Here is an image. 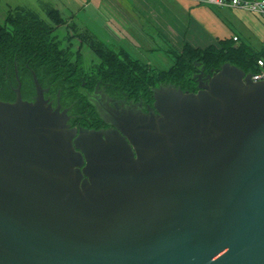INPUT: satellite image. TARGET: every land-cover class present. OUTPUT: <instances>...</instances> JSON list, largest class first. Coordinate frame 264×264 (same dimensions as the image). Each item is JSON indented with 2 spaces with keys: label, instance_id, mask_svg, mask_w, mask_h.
<instances>
[{
  "label": "water",
  "instance_id": "obj_1",
  "mask_svg": "<svg viewBox=\"0 0 264 264\" xmlns=\"http://www.w3.org/2000/svg\"><path fill=\"white\" fill-rule=\"evenodd\" d=\"M33 79L0 101V264H264V81L160 86L103 138Z\"/></svg>",
  "mask_w": 264,
  "mask_h": 264
},
{
  "label": "trees",
  "instance_id": "obj_2",
  "mask_svg": "<svg viewBox=\"0 0 264 264\" xmlns=\"http://www.w3.org/2000/svg\"><path fill=\"white\" fill-rule=\"evenodd\" d=\"M43 9L51 24L18 7L8 10L0 23V101L14 102L19 84L22 100L32 102L36 96L34 76L48 95L52 98L59 95L60 104L70 107L72 115L85 129L104 125L88 99L96 84L104 86L111 97L152 105L153 91L162 85L195 93L197 87L193 86V80L197 67L208 75L227 63L245 75H253L259 71L257 61H264V48L256 50L238 42L237 38L236 42L219 41L218 47L204 49L184 44L179 52L170 51L172 66L158 70L86 34L81 39L99 61L91 71H85L80 54L77 52L74 57L52 34L56 26L64 23L58 10L48 5Z\"/></svg>",
  "mask_w": 264,
  "mask_h": 264
},
{
  "label": "crops",
  "instance_id": "obj_3",
  "mask_svg": "<svg viewBox=\"0 0 264 264\" xmlns=\"http://www.w3.org/2000/svg\"><path fill=\"white\" fill-rule=\"evenodd\" d=\"M91 1L93 0L84 3V7L91 5ZM94 1L93 4L102 9L108 21L105 29L111 40L113 39L112 42L115 41L119 50L140 62L142 61L139 58L131 55V50H127L137 47L129 46L131 48L126 49L120 47L119 43L131 45L132 42L133 45L137 43L141 47L143 44L145 46L142 49L145 51H161L173 59L170 51L174 49L179 52L184 44L204 49L209 46L218 47L219 41L233 37H237L238 42L245 43L234 33L236 24H247L259 32V37H264V22L240 10L212 8L191 0ZM130 34L135 35L136 40L129 37ZM88 99L92 101L90 95Z\"/></svg>",
  "mask_w": 264,
  "mask_h": 264
},
{
  "label": "rangeland",
  "instance_id": "obj_4",
  "mask_svg": "<svg viewBox=\"0 0 264 264\" xmlns=\"http://www.w3.org/2000/svg\"><path fill=\"white\" fill-rule=\"evenodd\" d=\"M87 1L88 0H0V23L4 21L8 10H13L18 7L33 12L40 19L51 24V21L43 8L45 5H48L50 8L52 7L58 10L64 23L55 27L52 33L53 36H55L60 46L62 48L67 47L74 54V57H76L75 54L78 52L80 54L82 68L85 71H91L99 60L87 43L82 41L81 37L83 35L90 34L110 49H119L114 43L115 41L112 42L113 39L111 40L105 29L108 21L105 18L102 9L93 4L95 2L94 0L91 1V5L84 7V3ZM107 2H109V0H107ZM245 14L254 16L261 20L260 22H264V19L256 15L247 12ZM255 27L257 28V26ZM248 31L253 34L250 35ZM234 33L240 37V40L249 44L251 47L255 49H260L261 47L264 48V37H259V32L256 29L248 27L247 24L242 26H237L236 24L234 27ZM134 36L130 34L129 37L134 38ZM130 44L131 45H125L120 42L119 46L126 49L131 48L129 46L137 47L127 50H131L130 52L133 57L139 58L144 63L148 62V65L154 69L167 70L173 62V59H171L166 53L151 50L145 51L142 49L145 46L143 44L142 47L137 43L133 45L131 42Z\"/></svg>",
  "mask_w": 264,
  "mask_h": 264
},
{
  "label": "flooded vegetation",
  "instance_id": "obj_5",
  "mask_svg": "<svg viewBox=\"0 0 264 264\" xmlns=\"http://www.w3.org/2000/svg\"><path fill=\"white\" fill-rule=\"evenodd\" d=\"M196 73L193 80V86L196 88L197 84L200 82L205 81V77L207 76L206 73H200V68L197 67ZM209 75V74H208ZM163 86V85H162ZM160 87V86H159ZM194 87L192 88L194 90ZM43 91V98L48 105H50L54 110L58 109L59 112L64 113L67 117V125L70 129H76L77 134L79 131H100L103 134V138L106 132H110L114 130L115 126V119L117 114H134V115H149V111L153 110V104L149 105L142 102H133L124 99H118L116 97H111L105 91V87L99 84H96L93 91L88 94L90 95L91 105L94 107L95 114L97 117L103 122V126L94 129H85L80 122L76 120V118L72 115L70 107H63L59 102V95H56L55 98H52L50 95L47 94L46 90ZM193 92V91H192ZM196 92V89H195ZM33 101V100H32ZM154 103V102H153ZM96 105V106H95ZM85 164V163H84Z\"/></svg>",
  "mask_w": 264,
  "mask_h": 264
},
{
  "label": "built area",
  "instance_id": "obj_6",
  "mask_svg": "<svg viewBox=\"0 0 264 264\" xmlns=\"http://www.w3.org/2000/svg\"><path fill=\"white\" fill-rule=\"evenodd\" d=\"M195 3L206 5L217 9H234L256 15L264 19V0H191ZM237 41V37L232 38ZM259 71L250 75V80L254 83L264 81V61L258 60Z\"/></svg>",
  "mask_w": 264,
  "mask_h": 264
}]
</instances>
